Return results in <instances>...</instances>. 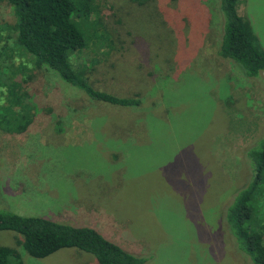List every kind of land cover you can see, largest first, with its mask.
Instances as JSON below:
<instances>
[{
  "label": "rangeland",
  "instance_id": "374dc122",
  "mask_svg": "<svg viewBox=\"0 0 264 264\" xmlns=\"http://www.w3.org/2000/svg\"><path fill=\"white\" fill-rule=\"evenodd\" d=\"M98 4L92 23L108 40L72 61L96 89L139 96L138 107L95 102L38 68L0 0V211L95 228L144 264H250L226 206L264 129V86L220 56L219 0ZM238 12L264 51V0ZM27 119L26 131L6 130ZM21 242L0 231L24 264H99L73 248L37 259Z\"/></svg>",
  "mask_w": 264,
  "mask_h": 264
},
{
  "label": "trees",
  "instance_id": "16d2710c",
  "mask_svg": "<svg viewBox=\"0 0 264 264\" xmlns=\"http://www.w3.org/2000/svg\"><path fill=\"white\" fill-rule=\"evenodd\" d=\"M4 1L13 9L18 46L34 58L38 68L52 69L62 80L95 102L122 108L141 104L139 96L125 98L96 89L88 77V67L77 70L72 61V56L86 50L89 42H102V46L108 40V33L97 35L96 26L92 23L99 12L100 0ZM132 1L143 6L153 0ZM241 1L219 0L222 15L219 54L240 67L248 77L260 78L264 86V51L251 22L238 12ZM6 124L7 131L24 132L31 125V120H24L16 126ZM243 165L247 172L244 171L240 190L234 196L232 194L227 203L226 225L237 246L250 258V264H264V222L255 217L256 205L264 203V129L259 140L245 149ZM0 231L19 234L24 250L37 259L73 248L94 256L99 264L145 263L92 227L0 211ZM0 264L24 263L16 249L0 245Z\"/></svg>",
  "mask_w": 264,
  "mask_h": 264
},
{
  "label": "crops",
  "instance_id": "0c3cea01",
  "mask_svg": "<svg viewBox=\"0 0 264 264\" xmlns=\"http://www.w3.org/2000/svg\"><path fill=\"white\" fill-rule=\"evenodd\" d=\"M115 242V241H114ZM117 243V242H116ZM119 245H121L120 243H118ZM122 247H124L126 250H128V251H134L133 249H127L125 246H123V245H121ZM139 254H143V253H141V252H139Z\"/></svg>",
  "mask_w": 264,
  "mask_h": 264
}]
</instances>
